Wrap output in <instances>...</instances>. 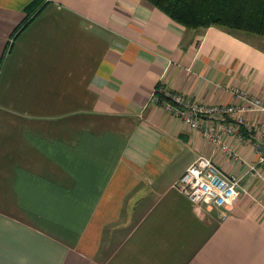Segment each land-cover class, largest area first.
I'll use <instances>...</instances> for the list:
<instances>
[{
	"label": "crops",
	"instance_id": "0c3cea01",
	"mask_svg": "<svg viewBox=\"0 0 264 264\" xmlns=\"http://www.w3.org/2000/svg\"><path fill=\"white\" fill-rule=\"evenodd\" d=\"M32 1L0 0V264H264L253 141L228 152L204 134L215 121L152 101L160 85L264 101V37L188 29L147 0H45L26 23ZM200 156L242 177L232 208L176 186Z\"/></svg>",
	"mask_w": 264,
	"mask_h": 264
},
{
	"label": "built area",
	"instance_id": "2783aa9c",
	"mask_svg": "<svg viewBox=\"0 0 264 264\" xmlns=\"http://www.w3.org/2000/svg\"><path fill=\"white\" fill-rule=\"evenodd\" d=\"M161 91L167 99L160 103V97L154 90L152 101L182 118L192 128H201L204 120L215 121L216 123L213 122L204 128V134L224 150L232 152L225 141L227 136L236 134L241 141L251 139L258 155V163L264 166V122L255 124L248 121L245 116L247 112L264 113L263 100L240 90H234L243 100L241 105H208L188 99L181 92L165 88ZM241 180V176L225 172L212 157L200 156L185 170L176 182V186L198 206H206L209 209L214 206L230 209L241 198ZM221 216L222 219L227 218L226 213H222Z\"/></svg>",
	"mask_w": 264,
	"mask_h": 264
},
{
	"label": "trees",
	"instance_id": "16d2710c",
	"mask_svg": "<svg viewBox=\"0 0 264 264\" xmlns=\"http://www.w3.org/2000/svg\"><path fill=\"white\" fill-rule=\"evenodd\" d=\"M44 1L34 0L29 4L26 23L43 7ZM147 1L188 29L196 30L216 25L238 34L264 37V0ZM162 88L164 86L160 85L155 89L160 103L167 99L161 91Z\"/></svg>",
	"mask_w": 264,
	"mask_h": 264
}]
</instances>
